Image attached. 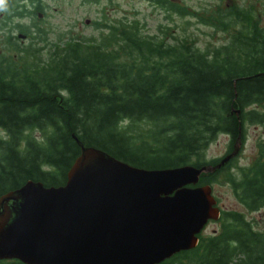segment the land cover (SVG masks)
Masks as SVG:
<instances>
[{"label": "trees", "instance_id": "obj_1", "mask_svg": "<svg viewBox=\"0 0 264 264\" xmlns=\"http://www.w3.org/2000/svg\"><path fill=\"white\" fill-rule=\"evenodd\" d=\"M13 1L6 0L0 19V29L18 19L0 51V195L29 179L64 183L80 153L74 135L132 165L165 168L217 163L205 156L209 143L219 133L229 135L230 146L239 134L243 140L246 122L262 125L264 134V15L256 10L227 7L202 17L234 31L228 42L201 49L142 34L135 21L111 25L99 39L49 41L34 20L24 24L20 19L28 16H13L23 15ZM161 3L168 12L196 13L170 0ZM13 29L30 40L23 43ZM256 146L252 160L236 172L231 158L201 173L197 183H210L228 169L238 201L259 209L264 135ZM218 219L219 231L200 232L194 247L158 264H264V230L237 210H222ZM0 264L27 263L3 258Z\"/></svg>", "mask_w": 264, "mask_h": 264}, {"label": "water", "instance_id": "obj_2", "mask_svg": "<svg viewBox=\"0 0 264 264\" xmlns=\"http://www.w3.org/2000/svg\"><path fill=\"white\" fill-rule=\"evenodd\" d=\"M74 137L80 153L64 183L29 179L0 195V259L158 264L192 248L207 221L220 213L211 185L196 184L199 175L233 157L241 139L239 134L215 164L145 168Z\"/></svg>", "mask_w": 264, "mask_h": 264}, {"label": "rangeland", "instance_id": "obj_3", "mask_svg": "<svg viewBox=\"0 0 264 264\" xmlns=\"http://www.w3.org/2000/svg\"><path fill=\"white\" fill-rule=\"evenodd\" d=\"M174 1L189 10H194L196 13L179 15L172 11L168 12L158 4L146 0H43L44 3L39 5L41 13L44 12L42 16L37 17L35 12H30L32 17L28 16L20 19V21L24 24H31L34 20L38 27L46 30L49 41L59 40V42L66 40L69 36H93L99 39L104 34L109 33L111 25L135 21L140 33L152 35L161 42L171 43L178 39V41L194 43L201 49H212L228 42L234 27L215 28L211 24L201 21L202 17L207 16L210 12L214 13L215 10L238 6L254 9L258 16L264 15V0ZM2 15L0 10V19ZM17 20L14 18L7 27L0 29V51H3L5 32L9 28L11 29V24ZM12 32L18 34L22 31L13 29ZM29 40L30 37H22L23 43ZM116 41L122 40L117 39ZM126 57L123 58L126 59ZM151 58L153 57L151 56ZM263 135L262 125L245 123L243 140L240 139L237 144L238 151L231 157L234 161L231 164V171L236 172L237 165L248 164L252 160L257 150V142L263 138ZM234 143L235 140L230 146L229 135L219 133L209 143L205 150V156L207 159H220L227 151L230 152L233 149ZM203 172L207 171L201 173ZM228 176L229 170L224 169L216 175L214 181L208 183L211 185V193L216 200L214 205L218 206L220 210L240 211L253 228L264 230V204L259 209L248 210L235 197L229 185ZM220 224L221 221L218 218H211L202 229V236L205 237L219 231Z\"/></svg>", "mask_w": 264, "mask_h": 264}, {"label": "flooded vegetation", "instance_id": "obj_4", "mask_svg": "<svg viewBox=\"0 0 264 264\" xmlns=\"http://www.w3.org/2000/svg\"><path fill=\"white\" fill-rule=\"evenodd\" d=\"M146 1L153 2L155 4H158L163 9H165V6L162 5L161 0H146ZM170 1L171 2H175L174 0H170ZM14 3L16 5H19V9L23 10V15H18L19 13H15L13 16H31L30 12H35L36 13V16H42L44 14V12L41 13V11L39 9V7L41 6V4L44 3L43 0H16ZM174 13H176V12H174ZM2 14H5V13L2 11ZM21 41H22V39H21ZM228 152L229 151H227V153Z\"/></svg>", "mask_w": 264, "mask_h": 264}, {"label": "clouds", "instance_id": "obj_5", "mask_svg": "<svg viewBox=\"0 0 264 264\" xmlns=\"http://www.w3.org/2000/svg\"><path fill=\"white\" fill-rule=\"evenodd\" d=\"M5 4H6V0H0V10L4 8Z\"/></svg>", "mask_w": 264, "mask_h": 264}]
</instances>
